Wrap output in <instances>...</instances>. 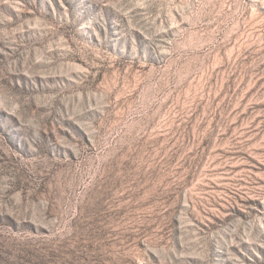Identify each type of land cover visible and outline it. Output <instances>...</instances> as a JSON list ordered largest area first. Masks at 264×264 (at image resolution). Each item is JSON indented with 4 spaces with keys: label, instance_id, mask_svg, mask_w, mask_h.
<instances>
[{
    "label": "rangeland",
    "instance_id": "1",
    "mask_svg": "<svg viewBox=\"0 0 264 264\" xmlns=\"http://www.w3.org/2000/svg\"><path fill=\"white\" fill-rule=\"evenodd\" d=\"M0 264H264V0H0Z\"/></svg>",
    "mask_w": 264,
    "mask_h": 264
}]
</instances>
